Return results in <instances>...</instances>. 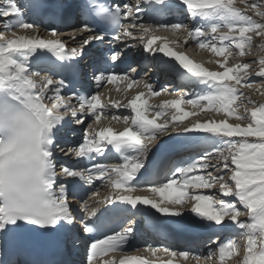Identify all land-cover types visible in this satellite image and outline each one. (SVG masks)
Here are the masks:
<instances>
[{
  "label": "snow or ice",
  "instance_id": "6c2138e0",
  "mask_svg": "<svg viewBox=\"0 0 264 264\" xmlns=\"http://www.w3.org/2000/svg\"><path fill=\"white\" fill-rule=\"evenodd\" d=\"M5 4L0 7V264H72L71 255L80 244L85 245L84 264H94L97 257L115 252L123 257L117 261L112 256L105 264H174L177 260L187 264L189 258L200 264L201 256L190 248L179 250L150 243L133 247L154 259L128 257L127 246L135 232L134 218L119 231L99 235L97 230L94 234L89 222L95 221L101 209L117 202L132 208L147 206L144 208L154 209L160 217L182 218L189 212L195 214L197 223L207 221L220 226L217 233L235 225L242 230L240 237L247 241L246 252L240 255L231 240L217 241L221 264H228L226 255L238 256L236 264H264V103L256 105L240 91L253 88L249 81L253 75L264 84V57L229 66V57L248 55L254 38L264 39V3L174 0L169 6L166 0H123L116 4L83 0L81 13L99 16L109 31L96 33L85 23L67 34L55 28L45 29L47 38L40 35L36 24L24 19V9L35 8L36 0H25L23 6L15 0H5ZM146 5L165 6L166 10H179L182 5L190 17L200 18L203 26L145 23L140 13ZM13 29L31 30L35 35L18 36ZM158 31L178 36L186 33L200 49L221 58L215 63L223 71L209 70L176 50L188 39L169 41L167 36L156 35ZM109 36L113 42H123V49L110 50L111 62L121 61L133 47L142 46L160 63L168 61L158 54L174 61L179 66L178 75H186L190 85L206 84L207 90H156L152 83L143 81L149 96L165 91L176 98L153 106L144 99L145 92L140 91L127 103H121L102 100V90L118 80L125 83L124 89L116 88L118 92L126 94L134 86L139 87L142 80L132 75L134 68L123 74L97 69L92 76L96 90L90 95H65V80L33 68L31 58L37 53H51L63 61L81 60L90 45L104 42ZM69 43L75 46L69 47ZM182 106H190L191 111ZM113 108L130 109V113H113ZM149 109L154 113L151 117L147 114ZM206 112L223 113L224 118L185 123L188 117ZM161 117L162 123L158 122ZM232 117L241 123H229ZM88 120L91 122L83 127ZM73 123L83 127V137L77 145L68 147L65 155L94 161L104 157L106 150L114 149L122 162L93 163L84 169L61 164L58 173L55 152L60 148L63 130ZM116 124L122 127L121 131L116 130ZM173 132L183 137L204 134L200 139L211 140V150L188 161L161 165L152 174V182L145 185L146 165L153 149L162 137ZM62 178H71V187L69 180ZM77 178L88 185L91 195L73 203L69 197L77 196L81 187ZM94 178L106 182L103 186L113 191L100 198ZM217 184L218 191H212ZM135 191H149L160 199L133 196ZM241 216L248 219H240ZM26 226L56 233L60 240L43 256L28 258L14 245L17 230ZM212 242L209 237L208 243ZM158 252L167 259L157 257ZM213 255L209 247L205 262Z\"/></svg>",
  "mask_w": 264,
  "mask_h": 264
},
{
  "label": "bare ground",
  "instance_id": "6f19581e",
  "mask_svg": "<svg viewBox=\"0 0 264 264\" xmlns=\"http://www.w3.org/2000/svg\"><path fill=\"white\" fill-rule=\"evenodd\" d=\"M4 1H1L0 0V3H3ZM249 2H253V0L251 1H249ZM257 2H263L262 0H257ZM237 6L238 7H241V8H243L244 6L243 5H241V4H239V3H237ZM249 15H252V13H249ZM255 18V17H254ZM256 19V18H255ZM35 35V34H34ZM188 43H186V44H182L180 47H179V49L182 51V52H185L184 50H185V48H187L188 47ZM199 49V50H198ZM192 50V49H191ZM197 51H200V55H199V53L197 52ZM197 51H195V53L193 54V55H197V57L198 58H200L201 56H203V55H205L206 53H207V56L210 54L212 57H213V59H214V61H213V63H215V61L217 60V59H221L220 57H217L216 56V58H214L215 57V55L213 54V53H211L210 51H208V50H203V49H200L199 47L197 48ZM193 52V51H192ZM208 52H209V54H208ZM197 53V54H196ZM185 54H186V52H185ZM205 57V60H207L209 63L211 62L210 60H208V57H206V56H204ZM261 57H264V53L261 55V54H258V56L256 57V58H254V57H250V55H249V58H248V56L246 57V56H244V57H239V56H234V57H229V61H230V64H229V66H231V64L232 63H237V62H250V61H254V60H258L259 58H261ZM207 62V63H208ZM258 70V69H257ZM218 71H223V69H221V68H219V70ZM175 82V85H178V82L177 81H174ZM260 85V87H259V90H261V92L262 93H264V84H262V83H260L259 84ZM261 87H263V88H261ZM204 91H206V90H202V91H199V92H197V93H202V92H204ZM260 92V93H261ZM261 93V95H263V97H264V94H262ZM260 97V96H259ZM261 100H262V98H261ZM258 103V102H257ZM182 107H185V110H188V111H191V107L190 106H182ZM209 114V113H208ZM207 114V112H206V114H200L199 116L200 117H202V115L203 116H208L209 118H210V115H208ZM195 118V119H192V116H190V118L192 119V121L193 120H196V119H199V120H201V118ZM189 118V117H188ZM188 118H187V120L186 121H188ZM189 118V119H190ZM207 118V117H206ZM205 118L203 117V119L202 120H204ZM215 119V118H214ZM201 120V121H202ZM216 120V119H215ZM218 120H219V118H218ZM229 120L232 122L233 121V123H240V122H237V120L234 118V117H232V118H229ZM190 122V121H189ZM175 133V132H174ZM174 135V134H173ZM210 142H212L211 140H210ZM171 165V164H170ZM216 186H219V184H217ZM218 189H219V187H218ZM212 191H214V190H212ZM219 198H223V197H219ZM241 238V237H240ZM243 240V239H242ZM233 241H234V239H233ZM243 242L241 241V243L240 244H237V248L239 249L237 252L238 253H240V255H243V253L244 252H246V245H244L243 246V244H242ZM213 248H214V246L213 247H211V249H212V251H213ZM207 254H206V256L208 255V252H209V248H207ZM213 253H214V251H213ZM205 256V257H206ZM237 258H239L238 256H228V255H226L225 256V259L226 260H228V264H236V259ZM204 259V258H203ZM201 260L200 261V264H221V262H220V260H219V256H216V254L214 253V255H213V257L210 259V260H208L207 262H205V260ZM190 263L191 264H195V261H191L190 260Z\"/></svg>",
  "mask_w": 264,
  "mask_h": 264
},
{
  "label": "rangeland",
  "instance_id": "374dc122",
  "mask_svg": "<svg viewBox=\"0 0 264 264\" xmlns=\"http://www.w3.org/2000/svg\"><path fill=\"white\" fill-rule=\"evenodd\" d=\"M250 1V0H249ZM252 1V0H251ZM263 2L262 3H264V0H262ZM256 19L258 18V17H255ZM254 40H258L259 42H260V44L258 43V46H254V48L251 50L252 52H249V54L248 55H246V57L248 56V58H249V55H250V57H254V58H256L257 56H258V54H263L264 53V48H261V44L262 43H264V39H261V38H259V37H255L254 38ZM253 40V41H254ZM255 42V41H254ZM234 57V56H233ZM253 67H256V65L254 64L253 65ZM253 79L250 77L249 78V81H250V83H252V85H253V88L252 89H248V88H242V89H240V91L241 92H243L246 96H249L250 98H251V100L254 102V104H256V105H259L260 103H264V97H263V95H261V90H259V87H260V83H261V81L260 82H257V81H252ZM261 88H263V87H261ZM261 92V93H260ZM260 96V97H259ZM261 98H262V100H261ZM258 102V103H257ZM209 112H207V114H208ZM201 114H206V113H201ZM201 116V115H200ZM200 116H198V117H195V118H199ZM203 117L205 118V119H209V117L208 116H203L202 115V117H200L201 118V120L203 119ZM207 117V118H206ZM195 118H193L192 117V119H195ZM216 119L217 121H218V118H219V120L220 119H222V118H224V116L222 115V114H220V113H213L212 115H210V119ZM204 119V120H205ZM214 119V120H215ZM204 120H202L201 122H203ZM228 122L229 123H233V121L231 122L229 119H228ZM237 122H240V121H237ZM241 123V122H240ZM174 133V132H173ZM226 178V177H225ZM242 242H243V240H241ZM243 244V243H242Z\"/></svg>",
  "mask_w": 264,
  "mask_h": 264
}]
</instances>
